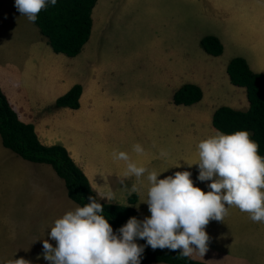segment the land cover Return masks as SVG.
Here are the masks:
<instances>
[{
	"label": "rangeland",
	"instance_id": "rangeland-1",
	"mask_svg": "<svg viewBox=\"0 0 264 264\" xmlns=\"http://www.w3.org/2000/svg\"><path fill=\"white\" fill-rule=\"evenodd\" d=\"M16 15L24 18L19 12ZM25 21L20 19L18 24L23 26ZM26 31L21 33L28 35ZM208 34L222 41L223 54L212 55L203 49L201 38ZM83 53L82 62L77 56L71 60L81 67L76 77L82 76L80 84L93 90V103L75 119V126L68 128L66 135L89 160L98 154L105 162L110 160L126 169V162L113 158L114 152L124 151L133 162H144L147 171L142 203L133 206L143 218L149 217L144 202L150 187L147 175L152 171L161 173L158 179L189 171L194 186L210 190L207 185L211 181L197 179L198 144L219 131L213 126L211 111L234 102L242 108L239 110L249 108L246 89L230 82L226 67L235 56L246 55L254 70L264 72V0H98L92 35ZM29 70H25L27 76ZM185 83L200 86L203 97L199 103H174L172 89ZM0 141L3 147L1 136ZM137 143L144 148L142 155L133 150ZM161 150L168 155L162 157ZM0 156L4 158L3 162L0 158V165H6L0 168V216L25 222L23 229L12 228L17 235L14 241L7 239L9 224L0 218V264H11L15 254L8 255V250H30L32 235L45 239L48 230L41 227L74 211L70 203L75 201L67 195L61 178L58 182L46 173V188L38 191L32 178L38 173L23 168L19 173L35 194L39 193L43 214L20 209L26 196L21 193V181L14 183L18 165L8 171L10 160ZM125 184L126 189L131 188ZM122 204L131 203L128 199ZM36 213L46 220L31 224L30 217L33 220ZM31 225L35 230L32 234L26 232ZM205 231L210 237L204 254H208L207 263L264 264V223L253 222L248 213L231 206L223 221L211 220Z\"/></svg>",
	"mask_w": 264,
	"mask_h": 264
},
{
	"label": "clouds",
	"instance_id": "clouds-1",
	"mask_svg": "<svg viewBox=\"0 0 264 264\" xmlns=\"http://www.w3.org/2000/svg\"><path fill=\"white\" fill-rule=\"evenodd\" d=\"M57 0H15V7L30 22ZM247 131L231 134L217 132L198 144L197 179L211 181L205 192L194 186L189 171L158 179L161 173H148L150 187L147 200L149 217L142 221L131 217L116 232L102 213L101 203L89 197V203L66 212L54 222L48 233L56 242L43 240V259L49 264H141L145 240L153 250L177 251L178 258L201 257L208 251L209 235L205 231L211 220L223 221L228 208L237 207L249 214L253 222L264 223V157ZM143 154L139 144L133 146ZM160 155L166 157L167 152ZM115 160L126 162V176L142 177L147 169L137 166L128 153H113ZM163 173V172H162ZM131 191L135 192V186ZM103 198L114 199L109 192ZM15 264H25L24 259Z\"/></svg>",
	"mask_w": 264,
	"mask_h": 264
},
{
	"label": "crops",
	"instance_id": "crops-1",
	"mask_svg": "<svg viewBox=\"0 0 264 264\" xmlns=\"http://www.w3.org/2000/svg\"><path fill=\"white\" fill-rule=\"evenodd\" d=\"M16 13H18V11L15 7V0H0V88L8 97L20 119L26 123L34 124L39 139L43 144H63L68 149L78 166H80L85 172L92 187L101 200L115 204L128 203L129 197L136 194L138 197L136 205L141 204L142 189L143 184H145V174L140 178L126 176L125 168L112 163L110 160L105 162L101 155L98 154H96L93 160H89L81 154L75 141L70 140L66 135V130L75 126V119L81 116L83 111L90 110L93 103L90 94L93 95V90L89 88V85L84 84L85 87L83 86L80 107L78 109L70 107L55 108L54 105L56 100L60 96L68 92L75 84L82 83V76L79 77V79L76 78L77 74L82 71L80 69L81 67H78V64L71 60L73 57L54 52L48 39L40 32L38 26L34 22H30L26 16H24V18H19ZM20 19L26 20L23 26L19 25ZM6 23H11L12 25L6 26ZM22 30H27L28 35L27 33L26 35H23L21 33ZM27 40L31 41L27 43ZM86 46L87 44L84 46L83 51H85ZM83 51L76 57L81 58V62L84 60L85 56ZM244 57L247 58L246 55H244ZM74 60L76 61L77 59ZM26 69H31L29 70V76L25 74ZM199 84L202 85L200 82ZM180 87H177L175 90L174 87L172 89V95H174L175 91ZM225 105L233 106L236 109H242L238 107L235 102L234 104ZM210 113H214V111H211ZM0 155L10 160V165L7 169L8 171L16 170L15 165H18V174L14 178V183L17 182L18 179L21 181V193L26 196V200L21 202L25 205L20 206L19 208H27L31 211L36 210L40 213V202L42 203V201L38 200L40 199L39 193L35 194L32 186L25 180L24 174H22L21 171V173H19V170L24 168L26 170H32L34 173H38L39 176H32L34 180V189L38 191L46 188V173L54 176L58 182H60L59 178L61 177L58 176L56 172H53L54 169L51 165L32 162L22 157V159H20L17 153L6 147L4 144L3 147L0 145ZM159 157L161 156L156 155V158ZM0 158H2L1 162H3L4 158L1 156ZM108 159H111V156ZM136 164L137 166L145 167L144 162ZM5 166L4 162V166L2 167L0 165V168H4ZM27 174L29 176L32 175L31 173ZM0 178L3 181V177L1 176ZM40 179L42 181L41 183L39 182ZM10 181L11 179L7 178V182ZM63 183L65 184L64 180ZM125 183H128L131 188L126 189ZM63 186H66V184ZM133 186L136 188L135 192L131 191ZM138 188L140 190H138ZM66 192L68 195L67 187ZM109 192L114 195V199H102V197ZM69 202L71 201L69 200ZM68 204L69 203H67V205ZM70 204L72 206L71 209L74 210L77 207H81V205L76 202H71ZM42 214L43 213H40L39 216ZM53 216L58 217L57 215ZM0 218L3 223L5 222L9 224V231L6 233L8 237L7 239L15 241L17 235L12 233V228L23 229L25 227V222L18 221V217H13L12 221L9 220L8 216H0ZM38 219L46 220L43 217H38V215L32 220L31 216V224L36 223L35 221L40 223ZM55 220H48L46 225L41 227V229L48 230L44 237L45 239H48L49 243L54 247L56 246V242L50 239L48 233L50 232V228L54 226ZM4 226L6 225L4 224ZM27 231H30V234H32L35 230L31 225L30 228L26 229V232ZM31 240L30 250H27L26 252H20L16 249L13 250V252L8 249H6L8 252L6 250L4 251L9 253L8 255L15 254L11 257V264H15V260L17 259H24L25 264H49L48 261L43 259L44 239L32 235ZM207 257L208 254L201 257L198 253H194L192 256V258L206 263L210 261Z\"/></svg>",
	"mask_w": 264,
	"mask_h": 264
},
{
	"label": "trees",
	"instance_id": "trees-1",
	"mask_svg": "<svg viewBox=\"0 0 264 264\" xmlns=\"http://www.w3.org/2000/svg\"><path fill=\"white\" fill-rule=\"evenodd\" d=\"M98 0H57L55 6L48 5L37 15L34 22L40 32L48 39L56 53L69 57L78 56L90 40L93 29V11ZM203 49L212 55L224 52L222 41L213 34L201 38ZM230 82L246 89L249 108L239 110L229 105H220L213 113V126L224 134L237 131H247L250 139L257 143L258 154L264 157V73L254 70L242 56H235L227 64ZM83 92L82 84H75L64 95L60 96L54 105L78 109ZM203 97L200 86L185 83L173 95L177 105L191 106ZM0 135L3 144L22 158L52 166L67 187L69 197L79 205L89 203L93 197L101 203L102 213L112 225L114 232L131 217L142 221L141 213L133 206L137 202L136 194L130 196L131 204L108 203L99 199L85 172L72 158L68 149L60 143L43 144L32 123L22 121L10 103L6 94L0 88ZM140 245H145L141 263L168 264H208L192 257L178 258L179 250L155 249L146 245L145 240L137 239Z\"/></svg>",
	"mask_w": 264,
	"mask_h": 264
}]
</instances>
